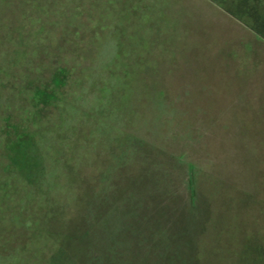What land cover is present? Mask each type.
I'll return each mask as SVG.
<instances>
[{
  "label": "rangeland",
  "instance_id": "374dc122",
  "mask_svg": "<svg viewBox=\"0 0 264 264\" xmlns=\"http://www.w3.org/2000/svg\"><path fill=\"white\" fill-rule=\"evenodd\" d=\"M42 52L92 90L41 123V184L0 120V264H264V0H0V91Z\"/></svg>",
  "mask_w": 264,
  "mask_h": 264
},
{
  "label": "trees",
  "instance_id": "16d2710c",
  "mask_svg": "<svg viewBox=\"0 0 264 264\" xmlns=\"http://www.w3.org/2000/svg\"><path fill=\"white\" fill-rule=\"evenodd\" d=\"M60 44L62 45V47L59 46ZM65 44H66V40L61 41L58 44V46L49 45L50 56L49 54H46L47 52L44 53L42 52L43 58L41 59V62L35 61L34 67H32L31 65H30L31 67H28V65L25 64L22 65L20 68L14 69V71L12 72L14 73V75L17 70H20L21 68L23 69V77H18L17 74L15 75L18 81L23 83L22 89L19 93H13V91L11 92L0 91V120L3 119L4 115L8 114L10 115V117H12L13 120L16 121L17 124H19L18 125L19 129L16 128L17 131L20 130L21 126H24V128L22 127L24 133H20L22 135L19 134L16 135V138L25 136L28 133H29L28 136L31 135L34 138H36V143H35L36 147H34L33 150L36 156H38L40 161L42 162L45 170L44 173H42L40 176L39 179L40 184L46 182L48 179L45 169L46 165L51 162H57L49 159L47 160V156L46 155L44 156L43 154L40 153L39 146L41 144L39 142L40 139L37 136L38 134L43 132L41 131L42 129L41 123L49 121V119L53 117L55 114H57L61 110L64 111L66 109V106L72 105V103H70V100L73 99L72 96L73 93L74 94L79 93V91L82 90V88H86V89L88 88L87 90H92L90 83H88V81L85 80L84 75L81 78L82 81V84L80 85L81 87L77 91L76 90L71 91L70 88L67 87L69 84L68 81L56 82L57 73L63 72V70H65L67 74L66 80L69 79L68 76H70V73H68L67 70L59 63L54 64V62H57V60L50 62L51 60L50 59L47 60V58L44 56L47 55L49 56V58L52 57L51 52L55 50V47H57V49L59 50L60 48L66 47ZM67 47L71 48L72 46L70 47L67 46ZM85 65L87 66L85 67L86 68L85 71L88 72L89 70L87 69L90 64L89 65L85 64ZM27 70L28 72L29 70L34 71L33 73L37 72L34 79H31L32 77H29V73L31 71L28 73ZM79 71L81 72V70ZM13 97L17 104V109L14 110L13 112H10V109L7 106L8 104L11 103L10 102L11 100L13 101ZM63 115L64 114L61 113V116ZM79 119L85 120L87 119V116L83 113L80 115ZM57 128L58 127L52 128L50 132L53 134H58L59 130H57ZM71 128H75V126ZM7 146H8V142H6L5 144V141L0 136V165L2 166L4 165V167H7L8 170L12 166L11 165L6 166V163H4L8 157L6 153ZM2 159H5V161L3 162ZM18 171L15 172L16 179L19 180L21 178L22 180L23 176L21 175L23 174L20 172L21 175H19ZM29 171H30V167L28 166L25 172L28 173Z\"/></svg>",
  "mask_w": 264,
  "mask_h": 264
}]
</instances>
